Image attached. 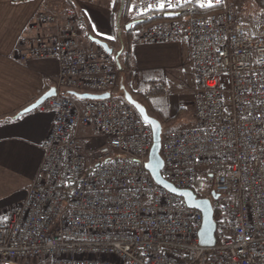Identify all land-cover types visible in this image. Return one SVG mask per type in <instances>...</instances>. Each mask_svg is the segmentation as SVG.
<instances>
[{"label":"built area","instance_id":"obj_1","mask_svg":"<svg viewBox=\"0 0 264 264\" xmlns=\"http://www.w3.org/2000/svg\"><path fill=\"white\" fill-rule=\"evenodd\" d=\"M149 2L135 0L132 18ZM213 10L137 27L131 40L191 48L193 122L162 132L160 173L210 200L215 246L199 245L201 213L153 181L151 130L112 95V55L84 38L80 14L66 7L38 12L14 52L55 60L58 77L40 106L54 119L38 170L23 200L0 213L9 218L0 223V264H264V28H250L230 0ZM67 91L110 97L78 103ZM79 128L95 129L105 145L83 153Z\"/></svg>","mask_w":264,"mask_h":264},{"label":"crops","instance_id":"obj_2","mask_svg":"<svg viewBox=\"0 0 264 264\" xmlns=\"http://www.w3.org/2000/svg\"><path fill=\"white\" fill-rule=\"evenodd\" d=\"M103 1L0 0V119L13 117L0 124V200L11 199L9 207L23 200L38 170L42 144L54 119V113L43 107L18 115L44 92L55 87L58 77L55 60H18L14 56L19 39L38 12L55 13L66 7L75 9L80 14L79 23L94 34L82 32V35L85 34L90 42L91 39L105 42L112 49L111 55L119 70L112 95L124 100V94L128 93L139 103L135 97H143L153 115L141 104L160 125L158 117L167 121L176 116L177 107H181L168 95V82L174 73L187 72L191 91L192 63L188 42L139 45L131 40L123 24L124 41L119 28L114 31L110 9ZM164 86L167 91L158 94V88ZM190 106L192 123V102ZM171 128L181 127L166 124L163 130L161 126L162 132ZM95 134L99 135L93 128H79L77 142L90 141Z\"/></svg>","mask_w":264,"mask_h":264},{"label":"rangeland","instance_id":"obj_3","mask_svg":"<svg viewBox=\"0 0 264 264\" xmlns=\"http://www.w3.org/2000/svg\"><path fill=\"white\" fill-rule=\"evenodd\" d=\"M66 1V0H65ZM93 0H87V2H91ZM233 4L236 12L243 18V20L249 24L252 29L264 28V22L258 18L257 9L253 4V0H230ZM102 2V1H101ZM108 9H110V13L113 19V28L114 31L119 28L123 40L126 41L125 30L122 28V25L127 24V22L132 18V11L135 5V0H115V4H113L112 0L103 1ZM68 3V1H67ZM129 8L132 11H129ZM123 25V26H124ZM81 30L85 34L94 35L92 30L85 29L83 25H81ZM84 34V38L87 39ZM117 35V34H116ZM221 88L224 91H227L229 86L228 76L221 75L219 77ZM169 89L168 95L177 102V104L181 107H177L178 109L175 111L176 116H172L169 120L164 121L160 117L158 119L161 122L162 129L166 127V124L170 126H178V127H187L190 126L191 123V102H192V93L189 89L190 83L188 80V74L186 71L174 73V76L169 79L168 82ZM114 96V95H113ZM142 104H144L147 109L149 108L145 99L143 97H135ZM78 103L83 102L84 100L75 99ZM149 114L153 115L151 111L148 109ZM93 136V135H92ZM77 147L83 153L88 154L93 149L99 148L105 145V140L99 135H94L90 141L77 142ZM11 199L0 200V213L9 208L8 202ZM31 261V260H30ZM30 264V263H28Z\"/></svg>","mask_w":264,"mask_h":264},{"label":"water","instance_id":"obj_4","mask_svg":"<svg viewBox=\"0 0 264 264\" xmlns=\"http://www.w3.org/2000/svg\"><path fill=\"white\" fill-rule=\"evenodd\" d=\"M176 17L177 15L168 16V15L163 14L164 19H173ZM130 27L131 25L127 24L125 26V29L128 30ZM91 41L94 44L102 47L106 53L112 54V49L105 42L99 41L97 39H91ZM67 94L78 100H104L110 97V93H103V94L95 95V94H89V93H78L75 91H67ZM55 95H56V88L51 87L46 92H44L40 97H38L33 103L29 104L24 109L19 111L18 115L28 113V112H31L39 108L41 105H43V103L48 98L55 96ZM125 97L130 98L131 103H129V99H125ZM124 100L128 102L136 110V112L138 113V115L140 116L142 120H143V116H147L149 120H153L159 125V128L155 131V134H153L152 132V126L148 125L151 130L152 144H151L149 154H148V161L146 162L145 166H146V169L149 171L153 181L155 182V184L164 188L167 192L181 196L185 200L186 205L189 208L197 209L201 213L202 225L198 232L199 245L203 247L215 246L216 244V238H215L216 223L214 220V209L211 205L210 200L197 198L195 193L191 190L177 189L162 178L161 173H160L163 167V160L160 156V144H161V134H162L161 125L157 119L148 115L146 108L141 103L134 100L130 94L125 93ZM136 104H138L140 108L144 109L143 116L141 115L139 110L135 107ZM213 194L215 193L213 192L211 193V198L216 199L217 194L215 195Z\"/></svg>","mask_w":264,"mask_h":264},{"label":"snow or ice","instance_id":"obj_5","mask_svg":"<svg viewBox=\"0 0 264 264\" xmlns=\"http://www.w3.org/2000/svg\"><path fill=\"white\" fill-rule=\"evenodd\" d=\"M112 2L113 4H115V0H112ZM187 5H194V10H209L215 7L223 6L224 0H154V2L153 0H150V2L147 4V7L138 9V14L147 15L150 12H163L165 15L168 16L179 15L180 14L179 11H171V10L182 9ZM166 9L168 11H166ZM129 11L131 12L132 9L129 8ZM109 38L112 39V37ZM262 87H264V85H262ZM125 99H129V103H131L130 98L125 97ZM135 107L139 110V112L143 116L144 109L140 108L138 104H136ZM143 120L146 126L147 125L152 126V132L153 134H155V131L159 128V125L155 121L149 120L147 116H143ZM105 163L108 162L106 161ZM132 163H138V162L133 161ZM210 175L211 173H209V176ZM196 179H199V177H196ZM74 183L75 182L72 180L71 176L65 175L63 180L64 187H71V185ZM8 219L9 218L7 216H2L0 217V223H6Z\"/></svg>","mask_w":264,"mask_h":264},{"label":"trees","instance_id":"obj_6","mask_svg":"<svg viewBox=\"0 0 264 264\" xmlns=\"http://www.w3.org/2000/svg\"><path fill=\"white\" fill-rule=\"evenodd\" d=\"M253 4L255 8L257 9L258 18L264 22V0H253ZM177 11L180 12V14L177 15V18H183L185 16H206V15L213 13L214 10L213 9L194 10V5H187L186 7L179 9ZM163 14L164 13H161V12H152V13H148L147 15H144L143 17L139 19L131 18L127 22V24H130L131 27L128 30H126V33L128 35H131V32L137 27L149 26L159 21H164L165 19L163 18ZM127 24H125V26ZM80 27H81V23H80ZM158 89H159L158 94H160L163 91V88H158ZM12 119H13L12 116L0 119V124L5 123ZM218 217H219V213L214 209V218L218 219Z\"/></svg>","mask_w":264,"mask_h":264}]
</instances>
